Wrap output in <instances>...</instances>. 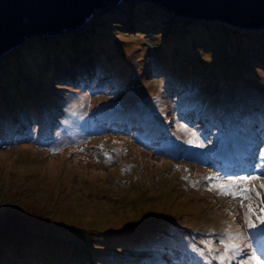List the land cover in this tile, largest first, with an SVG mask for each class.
<instances>
[{
    "label": "rangeland",
    "instance_id": "374dc122",
    "mask_svg": "<svg viewBox=\"0 0 264 264\" xmlns=\"http://www.w3.org/2000/svg\"><path fill=\"white\" fill-rule=\"evenodd\" d=\"M142 5L141 8L146 5L147 11L154 6H158L149 3H144ZM135 7H139V3H137ZM164 9L165 7L163 9L155 8L154 11H151L149 14H143L142 10L139 9V12L141 11L140 17L146 16L152 18L155 16V18L152 19L157 25L155 30H150V27L146 28L147 30H141L137 26L129 24L128 21H125L124 25H119V27L115 26L110 30L105 29L104 32L107 36L104 37L103 42L109 43L108 47L111 48L112 51L107 52L105 56L101 55V59H106L109 63H112V60L116 59L119 61L118 67L123 65L120 63H130L133 69L138 65L139 72H141V69H144L143 74L146 77L145 80L150 84H155L154 81L158 80L159 76L153 80L151 63L162 54L164 49L172 48L165 45L168 41L165 35L175 36L173 38L176 41L177 48H182L190 40L196 39L199 49L194 51L193 48H190L191 54L189 58H187V53H185L183 57L186 58L181 61L186 63L189 67H200L209 77L211 75H219L220 79H216L217 81L212 91L221 94V90L225 85L229 87L234 82L228 80L226 74L217 72L213 63L222 61L230 63V56H227V54L229 55V43L232 44L235 50H243L241 39L237 37V32L242 29L225 24L221 21H216L218 25H214V22H211L210 25L200 22H191L189 19H184L183 17L175 15L170 10ZM161 11L163 12L161 13ZM107 16L109 15L99 16L94 20L91 26L89 25L90 27L88 26L86 29L76 31L88 33L86 36L82 34L77 35L74 32H69L68 35H66L67 33L65 34V32L75 29H65L64 31H59L58 37L55 34V39L37 38L35 42L30 41L25 45L22 44L19 48H16L0 58V89L2 90L0 92L5 93L16 86H18L17 88L22 87L26 81L28 83L32 81L36 84L40 83L38 85L39 88L44 92L46 91L48 96H51L53 94V87H48V85L56 80L51 76L54 75L60 78V75H55V72L58 70V64L55 62V58L57 57L55 51L58 52V50L62 51V58L67 56L65 53L70 51L73 52L70 54L71 59H73L76 53L82 55L85 52H90L91 48L94 49L92 55L95 57L94 64L96 68L95 71L91 72V77H97V75L102 72L100 71V61L97 58L98 50L95 48L94 44H98L99 50H102V48L99 42V32L95 35L92 31V27L96 21ZM140 17L138 19L139 21ZM179 19L180 21H178ZM109 20V18L106 19L108 22ZM118 20L119 19L113 20L112 18V21L118 22ZM108 24L106 28H108ZM114 24L117 23L113 22L112 25ZM125 25L126 27H123ZM225 26H227L228 29L224 30ZM260 35L261 33H259L258 36ZM76 43H79V46H76ZM157 45H159L160 48H158ZM263 45L264 44H261V46ZM196 56H198L197 59H195ZM27 57H29V59ZM61 57H59V59ZM68 62H70V60L65 63L68 64ZM50 68L52 69L50 70ZM37 73L39 75L36 77ZM173 75H177L176 79L178 80L176 103L178 105L177 110H179L186 106L187 103L191 102L195 94H185L181 96L184 90L180 92V88L182 86L186 87L187 85L185 81L182 80L183 76L180 71L173 72ZM62 76L65 77L64 75ZM115 77L118 78L119 74ZM256 79L257 81L253 86L245 89L251 90L255 96L264 99V76L260 73ZM145 80L143 77H129L128 81L132 86V90H130V86L126 87V85L116 87L113 83L114 80H109L105 84H101L99 90H91L96 84V81H92L91 84H87L86 90L79 91L80 93H75V95L64 89L56 94L62 95L63 103L68 111L81 110L82 113L84 111H89V104L93 107L95 104L101 103L104 105H115L117 107L116 111H121L125 114L127 112L124 106L125 99H128V97L133 94L138 95L142 87L141 85L145 83ZM201 80L203 82L202 84L193 81L189 91L195 92L200 87H203L202 85L207 88L211 87L210 84H206L204 78H201ZM251 81L252 80H239L238 83H251ZM55 83H58L65 89L70 87L64 84L63 81H57ZM162 84L163 80H160L159 85L161 86ZM106 87L108 89L105 90ZM149 89H153V86H150ZM35 90H38L37 87ZM185 93H188L186 88ZM144 95H146L145 92L138 98L143 101ZM223 95L225 97V94ZM226 95L230 96L231 93ZM180 99H182V101H180ZM83 105L84 108H82ZM176 114L178 113L176 112ZM177 118L180 123L175 124L181 129L180 134L185 136L188 135L190 131L185 129L183 125V123H185L184 117L182 115H177ZM166 119H168V117H166ZM88 126L89 124L84 123L85 129L82 134V136L85 137L84 139L88 141L86 144L89 143V147L86 152H84L87 161L84 165L75 163L73 174L70 171L66 172L64 166L61 165L67 162L68 159L57 158L59 152L55 150L40 147L34 148L27 144V146L17 147L6 153L4 150H0V242L8 243L11 241L8 245L0 243L4 245L1 246V253H8L12 250V255L17 256L20 259V263L23 264L24 259L22 255H20L22 252L19 251V248L25 251L24 245L34 243L32 248H37V251H44L46 249V255H48V246L45 245V249L37 247L39 242L36 238L43 235L61 237L65 240L66 236H70V233H67L69 229L77 231L78 235H74V237L70 236L67 240L75 239L76 237L79 239L78 243H80L81 240L90 241V239L93 240L92 243L101 240L106 242L107 239L113 240V243H118L119 241L123 242L124 236H130V233H116L114 229L127 228L133 224L134 220L140 219L143 222L144 229L152 230L159 227L155 222L160 219L159 214L161 212L166 213L175 211H183L186 215L185 221L181 226L183 228L187 221L188 223H194L199 227H203V229H206L207 232L212 234L215 232L221 233L227 226L225 222L232 224L233 231H236L237 226H239L238 230L244 233L246 237L241 243H244L252 249L253 240L250 239L249 232L252 233L255 229L246 228L243 216L244 210L240 206L233 208L225 203H221L222 196L215 195L209 190L203 192L193 190L191 186H189L190 179L193 177L192 166L167 170V167H164L157 157L151 155L146 156L143 161V177L161 180L164 174H168L166 180L162 181L165 183L163 186L164 200L155 207L153 206L150 215L145 214V211H147L149 207L145 204L142 205L141 208L139 205L135 204L122 205L121 202L124 201L125 197H131L134 191L129 184L123 187L124 190L122 193L115 191L117 197L114 198L111 193V191H114V188H112L111 185L114 184V177L119 172L118 167H104L109 169H105L107 171L104 177H99L98 172L102 170V168L99 167H103V165H87L88 163H94L100 160L102 158V153L105 151L103 146L105 138L99 137L98 139H89L86 133V128ZM140 126L144 127V124L142 123ZM103 128L101 123L97 125L98 131H101ZM80 130V128L77 129V132ZM200 131L201 127L198 129V132ZM69 138H71V135H69ZM133 139L134 142H137V139L134 137ZM131 151L137 154L142 153L136 147H131ZM31 157L42 159L43 162L32 164ZM42 157H54V159L47 160ZM46 164L47 166H45ZM27 172H38L40 175L34 177L30 176V179L26 181ZM185 176L188 177L187 180L184 179ZM78 181L84 184L82 189H85L87 196L70 195L69 192L64 189L65 186L70 187L74 184L80 187L81 185L77 183ZM200 183V185H209L207 181L203 180ZM107 187L110 188L108 192ZM99 192L109 193V201L103 202L104 200L98 199L95 195ZM152 193L153 192H148L144 195V198L155 200L156 196L150 197ZM156 201L159 202L158 200ZM229 212H231V215H229ZM115 218H119V220ZM253 222H255V220H253ZM168 226L171 227V224ZM261 231L263 232V229H261ZM180 234L182 233L176 229L172 231L173 236ZM147 235H150V232H147ZM191 237L199 242L200 245L197 251H199L200 254L203 253L201 256L205 264H209V262L210 264H220L218 260L211 259V254L206 248L205 236L201 232L193 231ZM15 239L16 242L14 241ZM76 241L77 239L75 242ZM66 245L73 250L77 248L70 245L69 242L66 243ZM214 247L220 251L219 247ZM94 252L95 251L92 252L93 258L95 255ZM52 254L59 257L55 250H53ZM40 255L41 254H39V256ZM157 255L158 257L161 256L160 253ZM66 257H70L69 253L66 254Z\"/></svg>",
    "mask_w": 264,
    "mask_h": 264
},
{
    "label": "trees",
    "instance_id": "16d2710c",
    "mask_svg": "<svg viewBox=\"0 0 264 264\" xmlns=\"http://www.w3.org/2000/svg\"><path fill=\"white\" fill-rule=\"evenodd\" d=\"M160 2L159 3L162 4L166 10L174 11L173 6H172V9H168L167 7L171 8L170 5H164L163 1H160ZM176 10H177V13L180 14L184 19H189V20H191V22H196L194 19L206 21V19H211L210 17L213 15V13L204 12V11H200V10H196V9H192V8H179ZM143 11L147 12L146 9ZM143 14H149V13H143ZM140 15L141 14L138 12L137 16L135 17L136 26L142 27L143 29L150 27L149 28L150 30H155L157 25H156L155 21L152 20L155 18V16L150 18V17H146V16L140 17ZM139 17H140V21L138 20ZM180 19H182V18H180ZM180 19L178 21H180ZM126 20L127 19L121 20L119 22V24H116L114 26H108L109 28H106V29L110 30V29H113V27H115L117 25H124L125 24L124 22ZM205 23H209V22L206 21ZM214 23H215L214 25H218L217 24L218 22L214 21ZM123 27H126V25ZM226 29H228L227 26L224 27V30H226ZM102 33H104L103 36H100L101 34H99V36H100L99 42L101 44L102 50H99L98 44H96V43L94 44L95 48L98 50L97 55L99 58H101V55L105 56V54L110 51L109 50L110 48L108 47L109 43H104L102 40V39H104V36H106L107 34H105L104 30L102 31ZM237 33H238L237 37L241 39V44L243 45V50H238V49L235 50V48H233L232 44L229 43V45H228L229 55L227 54V56L228 57L230 56V63H225L224 61L213 63L209 59L214 64L216 71L219 73L226 74V78L228 80H231L234 82L231 85H235V88L233 91L234 93L232 92V94L230 96H227L225 94V97L223 96L218 101V104L222 109H228L229 107L230 108L234 107L237 104H239L245 98V93L239 92V90L241 89V87L239 86L240 84L238 83L239 80H247V81L252 80L253 83H255L257 81L256 77H258V74L261 73L264 76V68L259 66V63L263 60L262 58L264 55V45L261 46V44H264V31H260V30H254V31L239 30V32H237ZM259 33H261L260 36H258ZM165 37L168 38V41L165 43V45L172 47L171 48L172 50L170 48L164 49L162 54L157 59H155V61L152 62L156 68V73L158 74V72H160L161 70L166 69L167 66H172V67L178 68L177 67L178 64H182V65H184V67L180 70V72H181L184 80L190 79L192 82L194 81V82H197L198 84H202L203 82H202L201 78L207 77V75L203 72V70L200 67H195V68L193 66L189 67V66H187L186 63H183L181 61L183 58H186V57H183V54L185 55V53H187V58H189V56L191 54L190 48H193L194 51L199 49L197 46L196 39L190 40L182 48H177L176 43H175L176 41L173 38V37H175L174 35H167L166 34ZM76 46H79V43ZM157 47L160 48L159 45H157ZM55 52L57 54V57L55 58L56 60H58L59 57H61V56L63 57L62 51L58 50V52L57 51H55ZM70 52H68V53H70ZM68 53H65V54L67 55ZM62 57L60 59H62ZM197 58H198V56L195 57V59H197ZM60 59L56 62V64L60 62ZM51 66H53V65H51ZM51 69L52 68H50V70ZM168 71H170V69H167L165 72H168ZM38 75L39 74L37 73L36 77ZM176 77L173 80V85L177 84L178 80L176 79ZM214 77H216V79H220L219 75L214 76ZM208 80H209V82H208ZM208 80H207L206 84L211 83V79L208 78ZM39 84H36L32 81H29V83H28L26 81L22 87L17 88L18 86H16L12 90H9L5 93L0 92V98L3 96V94H8L11 97L12 96L13 97H19L20 95L28 94V99H30L32 96V93L35 91V88L38 87ZM202 86L203 87H200L197 90V92L195 93V96L198 98H203L205 100L206 99H215L214 95L212 94V90L210 88L205 87L204 85H202ZM0 91H2V90L0 89ZM244 122L247 123V119H244ZM133 222H135L137 224V227L130 225L129 227L125 228V232H116V233H131V231H132L131 228L135 227L136 228L135 232L137 234H141V236H144L145 240H147L148 237L152 235V233H150V235L145 234L146 229L142 228V227H144V225L140 219H136ZM67 233L68 234L70 233L69 235L73 236V237H74V235H76V236L78 235L77 231L70 230V229L67 230ZM70 236H66L65 240H63L61 237H50V236H43L42 235V236H39L36 238L37 241L39 242V245L37 247L45 249V245H47L49 248L48 253H52L53 250H55L56 253L59 255V258H63L65 263L66 262L71 263L70 261H65L66 259H69L66 257V254L68 253V250H66L67 249L66 243H68V242L70 245L77 247L78 251H81L80 249L84 248L86 250V251H84L85 254H83L82 251L80 252V255H83L84 257L91 258V257H93L92 252L93 251H95L94 253L97 252L95 255L99 256V258H98L99 261H104L106 259V255L109 252H115L116 254L114 253V255L117 258L123 257L126 255V251H131V250H127V249L139 248L137 243H143L139 236L132 235V234H130V236H128V235L124 236V241L123 242L119 241L118 243H113V240H111V239L107 240L106 242L101 240V241H96L93 243H92V241H93L92 239H90V241L89 240L88 241L81 240L80 243H78L79 239L76 237H75V239L67 240V238H70ZM76 239H77V241L75 242ZM14 241L16 242V239ZM0 243H4V242H0ZM9 243H11V241H9L8 243L5 242L4 244L8 245ZM33 244L34 243H29L27 245H24L25 251L21 250L19 248V251L22 252V254H20V255H22V257L24 259L23 264H35L37 261H41V262L46 261V259H42V258H46V249L44 251H42V250L37 251V248H32ZM1 246H4V245L0 244V253L2 252ZM89 249H91V251ZM12 253H13L12 250L9 251L8 253H1L0 254V264H10V263L21 264L20 259L17 256L12 255ZM39 254H41V255L39 256ZM127 259L129 260V258H127Z\"/></svg>",
    "mask_w": 264,
    "mask_h": 264
},
{
    "label": "water",
    "instance_id": "95a60500",
    "mask_svg": "<svg viewBox=\"0 0 264 264\" xmlns=\"http://www.w3.org/2000/svg\"><path fill=\"white\" fill-rule=\"evenodd\" d=\"M121 0H0V58L15 50L29 36H54L65 29L82 30L88 17L99 7L109 4L119 8ZM164 5L175 15L179 8H192L213 13L211 19H194L207 25L221 21L242 30L264 28V0H144L145 3ZM115 2L114 5H111ZM124 5L132 0H122ZM138 2H135V5ZM167 3V4H166ZM114 6V7H113ZM98 14V12H96ZM95 15L91 18L93 22Z\"/></svg>",
    "mask_w": 264,
    "mask_h": 264
},
{
    "label": "snow or ice",
    "instance_id": "6c2138e0",
    "mask_svg": "<svg viewBox=\"0 0 264 264\" xmlns=\"http://www.w3.org/2000/svg\"><path fill=\"white\" fill-rule=\"evenodd\" d=\"M189 142L192 143L193 141L190 140ZM184 179L187 180L188 177L185 176ZM204 179L209 181V191H216L217 195L239 200L240 207L244 210L243 216L246 228L255 229V231L251 233L252 238L264 240V232L261 231V229H264V199H261L260 191L264 190V180H261V176H230L226 182L221 176H208ZM253 181H260V190H257V185L252 183ZM195 183L198 182H194V186ZM229 215H231V212H229ZM253 220H255V222H253ZM225 223L227 226L219 234V243L223 247V252H219V250L214 247L211 240L205 241V244L207 251L211 254V259L218 260L220 264H231V261L235 260L243 250L241 248V241L245 240L246 237L244 233L238 230L239 226H237L236 231H233L232 224L228 222ZM257 251H259L258 248L254 250L248 257V260L243 261L242 264H262V260L256 255ZM201 254L203 255V253Z\"/></svg>",
    "mask_w": 264,
    "mask_h": 264
},
{
    "label": "bare ground",
    "instance_id": "6f19581e",
    "mask_svg": "<svg viewBox=\"0 0 264 264\" xmlns=\"http://www.w3.org/2000/svg\"><path fill=\"white\" fill-rule=\"evenodd\" d=\"M145 3V2H144ZM142 9H146L145 7H142ZM112 12V11H111ZM197 22V21H196ZM255 29H260V30H264V28H255ZM254 29V30H255ZM37 37L38 36H29V38H27L26 39V41L25 42H22L23 43V45H25V44H27L28 42H30V41H33V42H35L36 40H37ZM43 38H47V39H50V38H52V39H55V36H52V37H49L48 35L45 37H43ZM89 56H90V53H89ZM28 59H29V57H27ZM59 60V59H58ZM58 60H55V62H57ZM68 60H70V62H68V64H67V66H66V69H64L63 70V73L65 74V75H70V76H72L73 74H74V72L76 71V68H80V64L78 63V61L77 60H75L74 58L73 59H69V57L68 56H65L64 58H62V59H60V62L59 63H57L58 65H66V63L65 62H67ZM116 220H119V218H115Z\"/></svg>",
    "mask_w": 264,
    "mask_h": 264
},
{
    "label": "clouds",
    "instance_id": "9594fccd",
    "mask_svg": "<svg viewBox=\"0 0 264 264\" xmlns=\"http://www.w3.org/2000/svg\"><path fill=\"white\" fill-rule=\"evenodd\" d=\"M60 33V32H59ZM62 34H64V33H62ZM57 35V37H58V34H56ZM19 48V47H18ZM2 58V57H1Z\"/></svg>",
    "mask_w": 264,
    "mask_h": 264
}]
</instances>
